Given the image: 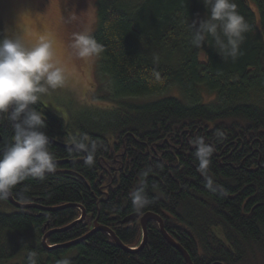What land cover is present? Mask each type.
I'll list each match as a JSON object with an SVG mask.
<instances>
[{
    "label": "trees",
    "instance_id": "16d2710c",
    "mask_svg": "<svg viewBox=\"0 0 264 264\" xmlns=\"http://www.w3.org/2000/svg\"><path fill=\"white\" fill-rule=\"evenodd\" d=\"M234 2L250 29L232 59L219 54L210 36L201 48L191 43L208 18L203 0H97L91 36L104 46L99 69L116 107L64 120L40 100L32 106L43 113L42 131L83 148L94 163L51 148L57 161L74 162L43 181L29 177L11 193L19 204L85 211L83 222L50 235L48 247L86 236L96 221L135 249L139 222H121L152 213L192 264H264V0ZM139 97L154 99L126 101ZM13 134L8 115H0V147ZM200 139L211 148L207 169L199 166ZM141 187L149 203L136 210L132 196ZM80 217L76 208L20 210L0 201V264H28L31 252L38 264L65 258L70 264H186L155 222L147 225L144 248L133 254L104 232L70 248H43L46 233Z\"/></svg>",
    "mask_w": 264,
    "mask_h": 264
},
{
    "label": "clouds",
    "instance_id": "9594fccd",
    "mask_svg": "<svg viewBox=\"0 0 264 264\" xmlns=\"http://www.w3.org/2000/svg\"><path fill=\"white\" fill-rule=\"evenodd\" d=\"M210 5L208 18L195 28L191 43L197 48L211 37L219 54L237 58L244 34L250 26L237 11L234 0H203ZM70 19L75 20L72 15ZM70 47L81 59L99 56L104 46L86 32L73 33ZM65 83L64 69L55 60L51 42L41 37L31 47H26L19 38L0 39V115L7 114L13 122L14 134L11 141L0 147V201L6 200L15 186L27 178L43 181L47 173L54 172L56 158L49 150V139L42 131L46 127L43 113L35 110L41 94L56 90ZM197 157L201 169L210 163L211 148L198 141ZM86 163L92 165L89 155ZM136 210L149 203L141 187L133 193ZM28 264H38L36 253L28 256ZM56 264H70L60 259Z\"/></svg>",
    "mask_w": 264,
    "mask_h": 264
},
{
    "label": "rangeland",
    "instance_id": "374dc122",
    "mask_svg": "<svg viewBox=\"0 0 264 264\" xmlns=\"http://www.w3.org/2000/svg\"><path fill=\"white\" fill-rule=\"evenodd\" d=\"M134 1L127 3L132 5ZM96 3L97 0H0V36L19 38L26 47L34 46L41 37L51 42L55 60L64 69L65 83L41 94L40 101L54 116L64 120L76 118L84 111L108 110L118 103L111 97L108 76L100 72V55L81 59L70 47L73 33L91 35L95 31ZM72 15L75 20L70 19ZM151 99L154 97L126 101L142 103Z\"/></svg>",
    "mask_w": 264,
    "mask_h": 264
},
{
    "label": "water",
    "instance_id": "95a60500",
    "mask_svg": "<svg viewBox=\"0 0 264 264\" xmlns=\"http://www.w3.org/2000/svg\"><path fill=\"white\" fill-rule=\"evenodd\" d=\"M60 146L65 148V149H68V150H74V151L78 150V148L76 146H74V145H70V146L60 145ZM60 163H65V162H56V165H58ZM7 201L14 208L20 209V210H26V209H31V208L38 209V210H41L43 212H56V211H61V210L67 209V208H78V209L81 210V208L76 206V205H63V206H59V207H55V208H40V207H37V206H34V205H29V204H19V203H16L12 199L11 195L7 198ZM84 217H85V215H84V212L82 211V214H81V217L79 218V220H77L73 224H71V225H69V226H67L65 228L58 229V230H53V231H50V232L46 233L44 235V237L42 238V243L41 244H42L43 248L45 250H47V251H51V250H53L55 248H59V249L70 248V247H73V246L77 245L78 243L86 240L88 237H90L92 234H94L96 232H104L111 238V240L114 242V244L118 248L122 249L125 252L133 254V253H136V252H138V251H140L141 249L144 248V246L146 245V241H147V225L150 222H155L158 225L159 232H160L161 236L163 237V239L166 241V243L169 246H171L172 248H174L183 257V259L185 260L186 264H192L189 256L185 252V250L179 244H177L170 236H168V234L164 231L163 222H162L161 218L159 216L155 215V214H152V213H146V214H144L142 216L139 215V214H134V215H131L129 217H126L121 222V224H126V223H129V222H133L135 220L139 221V226L141 228V233H142V239H141V242H140L139 246L137 248H135V249H130V248H127L124 245H122V243L116 238L114 233H112L108 228L100 226L96 221L94 222L93 228L89 231V233L86 236H84V237H82V238H80V239H78L76 241H73V242H70V243H67V244H64V245H58V246H52V247H48L46 245V240L48 239V237L50 235L55 234V233H60V232L67 231L68 229L73 227L75 224L80 223L84 219Z\"/></svg>",
    "mask_w": 264,
    "mask_h": 264
},
{
    "label": "flooded vegetation",
    "instance_id": "af4514ba",
    "mask_svg": "<svg viewBox=\"0 0 264 264\" xmlns=\"http://www.w3.org/2000/svg\"><path fill=\"white\" fill-rule=\"evenodd\" d=\"M40 102V104H42L41 103V101H39ZM43 105V104H42ZM47 109V108H46ZM48 112L49 113H51L49 110H48ZM52 114V113H51ZM44 117V116H43ZM45 120V119H44ZM11 126L13 127V122L11 121ZM44 132V131H43ZM45 133V135L48 137V139H49V150L53 153V151H52V149L51 148H57V149H63V150H66V151H68V152H74V153H77V154H79V155H81L82 157H83V160L84 159H86L87 158V154H86V152L84 151V149L83 148H80V147H78V146H76V144H74V146H76L77 148H78V150H76V151H74V150H68V149H65V148H63V147H61L60 145H66V146H70V145H73V143H71V142H67V140L66 139H61V137H59V136H54V134H51V133H49V132H47V131H45L44 132ZM124 153H125V151H124ZM124 155V154H123ZM116 156H118V155H116ZM116 159V158H115ZM159 161V160H158ZM56 162H65V163H60V164H58V165H56V168H58L59 167V165H65V164H72V162H74L73 160L71 161V160H67V161H57L56 160ZM120 169V168H119ZM119 169H117V168H114V167H109V170L110 171H115V172H118V170ZM76 209H78V208H76ZM80 210V209H79ZM81 210L84 212V215H85V211L81 208ZM80 210V211H81ZM82 211H81V214H82ZM86 216V215H85ZM85 220V217H84V219L81 221V222H83ZM135 221H138V220H135ZM80 222V223H81ZM95 222V221H94ZM134 222V221H133ZM139 222V221H138Z\"/></svg>",
    "mask_w": 264,
    "mask_h": 264
},
{
    "label": "bare ground",
    "instance_id": "6f19581e",
    "mask_svg": "<svg viewBox=\"0 0 264 264\" xmlns=\"http://www.w3.org/2000/svg\"><path fill=\"white\" fill-rule=\"evenodd\" d=\"M79 220V219H78ZM77 221V220H76Z\"/></svg>",
    "mask_w": 264,
    "mask_h": 264
}]
</instances>
